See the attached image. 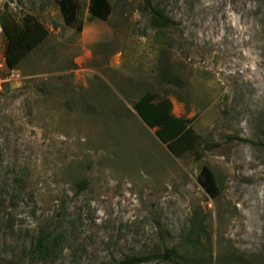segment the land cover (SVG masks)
<instances>
[{
  "label": "rangeland",
  "instance_id": "obj_1",
  "mask_svg": "<svg viewBox=\"0 0 264 264\" xmlns=\"http://www.w3.org/2000/svg\"><path fill=\"white\" fill-rule=\"evenodd\" d=\"M72 1L67 26L55 0H0V16L47 31L2 74L0 264H115L170 248L190 260L147 264H264V0H150L163 28L144 0H108L106 21ZM4 48L0 28V62ZM145 93L189 120L198 158L175 156L140 119ZM44 233L64 235L45 260L29 253Z\"/></svg>",
  "mask_w": 264,
  "mask_h": 264
},
{
  "label": "trees",
  "instance_id": "obj_2",
  "mask_svg": "<svg viewBox=\"0 0 264 264\" xmlns=\"http://www.w3.org/2000/svg\"><path fill=\"white\" fill-rule=\"evenodd\" d=\"M64 23L72 26L75 23L77 15V6L72 0H55ZM145 7L151 11L152 20L156 26L161 28L167 26L168 20L158 11L151 7L150 0H144ZM91 20L106 21L111 13V6L108 0H89L87 8ZM0 28L5 38L4 61L9 70L16 68L21 61L47 36V31L32 16H24L21 24L10 15L0 16ZM77 31L81 26L76 27ZM132 107L140 119L150 129H155L156 137L171 152L178 156L183 152L193 153L199 157L201 148L199 137L189 126V120L176 117L172 113V103L169 99L155 101V96L151 93H145ZM211 145H206L205 149H210ZM199 183L204 192L211 198L217 197V189L214 177L207 167H202L199 172ZM200 222L193 226L194 232L191 238L194 242L198 241V231ZM64 235L62 233H44L40 234L31 247L30 254L43 260L51 258L59 248ZM194 246V245H193ZM181 261L187 263L190 257L180 253L174 248L165 249L160 255L134 256L121 260L115 264H147L152 261Z\"/></svg>",
  "mask_w": 264,
  "mask_h": 264
},
{
  "label": "built area",
  "instance_id": "obj_3",
  "mask_svg": "<svg viewBox=\"0 0 264 264\" xmlns=\"http://www.w3.org/2000/svg\"><path fill=\"white\" fill-rule=\"evenodd\" d=\"M5 69H8V68L6 67V64L3 58V61L0 62V86L7 81V78L3 77L2 75Z\"/></svg>",
  "mask_w": 264,
  "mask_h": 264
},
{
  "label": "water",
  "instance_id": "obj_4",
  "mask_svg": "<svg viewBox=\"0 0 264 264\" xmlns=\"http://www.w3.org/2000/svg\"><path fill=\"white\" fill-rule=\"evenodd\" d=\"M160 141V140H159Z\"/></svg>",
  "mask_w": 264,
  "mask_h": 264
}]
</instances>
